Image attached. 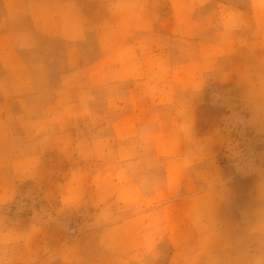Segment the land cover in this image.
<instances>
[{
    "label": "rangeland",
    "instance_id": "rangeland-1",
    "mask_svg": "<svg viewBox=\"0 0 264 264\" xmlns=\"http://www.w3.org/2000/svg\"><path fill=\"white\" fill-rule=\"evenodd\" d=\"M146 1L147 35L133 12L116 20L115 43L133 45L116 75L93 66L91 27L69 53L40 34L17 60L5 52L16 65L0 63V264H191L227 238L224 220L264 264V0ZM202 220L216 233L196 244Z\"/></svg>",
    "mask_w": 264,
    "mask_h": 264
},
{
    "label": "crops",
    "instance_id": "crops-1",
    "mask_svg": "<svg viewBox=\"0 0 264 264\" xmlns=\"http://www.w3.org/2000/svg\"><path fill=\"white\" fill-rule=\"evenodd\" d=\"M69 1L75 0H3L6 17L9 21L8 23L7 21L1 22V26L5 27L6 30H0V63L6 68L16 65V63H6V59L4 58L5 52H9L8 54L13 60H17V56L15 55L16 50L18 48H30L34 46L35 35L38 34L64 37L67 41V52H72L69 40L81 38V36L86 34L87 28L91 27L99 41L102 52L101 57L93 66L96 69L102 68L103 73H115L116 75L117 69L121 72L127 61L125 59L120 61L118 56H123L125 52H131L133 45L128 38L124 39L121 45L115 43L117 40L113 37L117 34V29H115L116 20H122L126 24L131 19V12H133L134 21L137 23V32H140V35H143V33L147 35L149 30L147 1L117 0L109 9L107 7L103 9L101 6L103 2H99L98 0L92 3L96 8L92 11L88 10V13L82 11L81 7L73 9L77 11L65 12L70 6L69 3H72ZM22 20L30 21L31 27L21 28L16 33H13L10 26L7 27L11 23L15 25L20 24ZM256 31L260 37L261 46L264 49V6L260 7L257 1ZM129 34L130 31H126L124 36L129 37ZM15 35H18L19 39H16ZM105 67L107 68L105 69ZM130 115V113L123 112L121 117L112 124L113 127L118 128L121 124L126 125V117ZM123 147L124 149L133 148L130 143L123 145ZM134 159V156H126L124 162L126 164L133 163ZM169 174L170 169L168 170ZM205 209L207 210V207ZM227 222V220H224L223 226H220L221 229L225 227L221 232L219 231L220 228L216 230L217 233L221 234L219 238L224 237V234L227 235V238L223 239V241L211 240L216 246L208 251L201 260L195 263L193 260L190 261L191 264H204L207 259L217 264H256V253L246 251L244 248L246 238L238 237L235 239L236 235H239L238 225L233 223L232 225H228ZM208 225L204 220H202L201 225H198L196 233L193 235L195 236V239L192 240L194 243L210 242L208 240L216 232L209 233V231L205 230Z\"/></svg>",
    "mask_w": 264,
    "mask_h": 264
}]
</instances>
